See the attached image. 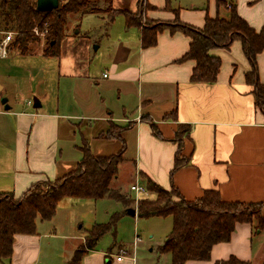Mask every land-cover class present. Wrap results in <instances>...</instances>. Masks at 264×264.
<instances>
[{"label": "crops", "instance_id": "obj_1", "mask_svg": "<svg viewBox=\"0 0 264 264\" xmlns=\"http://www.w3.org/2000/svg\"><path fill=\"white\" fill-rule=\"evenodd\" d=\"M111 1L115 14L120 11L138 14L139 2L143 1L142 14L147 18L176 20L196 28H202L206 15L213 18L218 13L216 0L206 1L214 5L215 15L201 11L198 16L190 15L188 5L184 7L182 2L202 0ZM189 6L191 10L193 5ZM238 12L251 27L260 30L264 8L260 19L259 16L252 19L240 6ZM98 14L102 15L98 18L102 23L114 20L115 14L107 16L103 10ZM85 15L94 14L76 18L73 15L70 19L81 21ZM118 28L115 33L111 25L108 34L112 40L106 37L113 47L107 46L108 60L93 61L89 44L79 49L76 40L68 51L66 32L57 57H46L44 45L37 49L40 43L32 46L25 54L26 59L41 66L47 63L50 79L53 76L57 79L54 84L40 77L43 68L39 69V65L29 73L8 70L0 83V99H6L5 104L0 101V192L19 197L35 183L50 181L52 176L61 178L76 168L85 144L95 157L116 155L123 148V161L113 183L118 181L120 170L128 167V173L121 179L128 176L131 185L137 182L146 187L150 180L165 191L176 189L185 201L192 202L203 192L216 190L224 202L264 203V114L256 106L251 87L245 84L244 75L250 67L240 43L234 41L229 50L212 52L221 60L213 84H191L189 78L195 63L178 62L189 48V38L183 33L165 29L157 34L155 46L144 49L141 28L126 27L123 18ZM10 53L25 56L15 47ZM81 54L86 63L82 62ZM257 62L259 80L264 84V51ZM32 96L38 108H33ZM5 106L9 109L5 110ZM110 125L120 131L117 136L104 138L102 135ZM178 126H188V131L175 142ZM63 151L78 157L70 159ZM176 156L187 164L172 171ZM48 169L51 173H46ZM142 199L154 198L139 200ZM136 216L137 211L133 217ZM156 219L165 222V230H169L166 239L172 219ZM251 230L250 224L236 225L228 243L212 248L210 261L185 264H214L230 256L251 262L255 256ZM56 236L50 235L51 239ZM74 239L84 242V237ZM40 245L37 231L33 236L17 235L11 260L1 264H39ZM136 246L137 242L133 247ZM116 255L93 250L76 264H138L135 252L128 253L120 262L115 260ZM161 257L164 259L161 264H171L169 255Z\"/></svg>", "mask_w": 264, "mask_h": 264}, {"label": "trees", "instance_id": "obj_2", "mask_svg": "<svg viewBox=\"0 0 264 264\" xmlns=\"http://www.w3.org/2000/svg\"><path fill=\"white\" fill-rule=\"evenodd\" d=\"M96 1L103 0H61L60 2H65L61 7L49 13H40L36 11V0H0V34L12 33L14 38L10 47L17 48L21 55H25L30 52L34 42H39L35 30L41 33L44 31L42 26L46 24L44 37L47 42L43 53L46 57H57L66 21L80 13H100V2ZM224 2L216 0L217 11L224 6ZM146 8L152 9L151 6ZM116 14L124 17L126 27L141 28V46L144 49L155 46L157 34L165 29L170 33L179 31L188 37V51L178 62L195 63L189 78L191 84H213L220 71L221 60L212 55V52L218 49L229 50L232 43L238 41L250 67L244 75L245 84L251 87L256 106L264 114V84L259 80L257 62L258 56L264 51V22L260 30H255L237 14L233 4L229 8V19L224 20L218 16L209 18L206 15L202 28L176 20L172 26L168 24L162 27L156 24L141 27L138 14L124 11ZM111 127L113 126L110 125L102 135L104 138L118 135L119 132H112ZM187 131L188 126H178L174 141L179 142ZM154 132L156 133L155 130ZM80 151L82 159L76 168L61 178L53 182L35 183L19 197L0 192V264L11 260L15 236L35 235L36 219L41 222L50 221L59 202L64 199L109 198L128 207L130 202L126 197L111 187L117 177L118 166L123 161V148L116 155L108 157L93 156L85 144ZM186 164L176 156L172 171ZM145 188L155 194V198L139 200L136 206L137 217L172 219L171 231L157 249L159 256H170L171 264L210 261L212 248L228 243L238 224L252 226L256 219L257 225L252 229L255 231L264 227V215L261 218L259 216L260 207H264V203L224 202L216 190L205 191L200 198L189 202L181 198L176 189L165 191L150 180L146 182ZM109 229V226L94 225L87 230L84 249L74 251L71 264L78 263L84 254L93 251L97 241ZM214 264L251 263L230 256Z\"/></svg>", "mask_w": 264, "mask_h": 264}, {"label": "rangeland", "instance_id": "obj_3", "mask_svg": "<svg viewBox=\"0 0 264 264\" xmlns=\"http://www.w3.org/2000/svg\"><path fill=\"white\" fill-rule=\"evenodd\" d=\"M206 1L207 0H202V2L182 3L184 7L185 5H188L186 7L187 10H189L188 12H191L189 13L190 15L198 16L201 11H205V13L206 11L211 13L213 12V15H215V10H212V6L214 7V5H212V2ZM224 1V6L221 7V9H219L217 13V16L224 20H227L230 17L229 8L231 4L236 7L237 14H239L238 6H240V9H242L244 13L249 14L252 19L253 16L255 19L257 18V16H259L260 19L262 13L261 11L264 8V0H262V2H249L250 0H237V2L236 0ZM96 2H100L98 9L102 8L101 10H103V12L107 16L113 15L114 12H112V9L110 7V2H112L111 0ZM139 3L141 6V11L140 13H138V20L140 21L142 27L156 24L162 27H166L168 26V24H170V26L173 25L174 22L171 21H154L147 18L146 15L144 16L145 13L142 14L143 10H145L143 1ZM63 4H65V2H59V7H61ZM89 4L92 5L94 3ZM189 5H193V8H191V10L189 8ZM80 15L81 14H76L74 18L79 17ZM115 15L113 22H109L108 24L99 21L98 18L102 17L101 14L85 15L81 21L77 20L73 22V20L71 19L70 20L72 22L66 21L64 33H68L69 36L66 45L68 46V51L70 50L69 46L71 45V42L73 40H76L78 44L77 47L79 49L84 48L89 44V54L93 61L105 58L106 60H108L109 56H107L106 54V49L107 46L108 48L111 46L109 45V43H107L106 37L108 35L107 38L109 39L108 33L110 30V26L113 25L114 31L115 33H117L120 30L118 26H120L122 18L123 20H125L122 15V17ZM45 25L42 26V28L44 27V31H42L41 33L37 31L38 35L36 36H38L39 39V42L37 43L40 44L37 46L35 45L37 43L34 42L32 45L33 47L37 46V49H40L41 45H44L46 47L47 41L44 37L46 33ZM253 27L254 26H252V28ZM3 37L4 34H0V43ZM109 40H112V38H110ZM32 46L31 50L33 49ZM112 48L113 47H111V49ZM11 49L12 48L9 46L8 56L6 59H2L0 57V83H3V79L7 77L8 70H11V72H18V74L29 73V71L34 70L37 65H39L35 62L29 63L30 59H26L27 55L19 56V54L17 53H10ZM74 50H76V48ZM32 60L36 61L37 59L32 58ZM81 60L82 62L86 63L87 59H84V56L81 54ZM93 64H96V62ZM41 68H43V70L40 77L45 78L46 83H49L51 81L54 84L57 79L54 76L50 79V67L47 65V63H43L42 66L39 65V69ZM3 99L5 98L2 97L0 101L2 102ZM31 103L34 104V96L31 97ZM111 131L117 133L120 131V129L113 126L111 127ZM63 153L64 155H68V158L70 159H77L78 157L76 154L74 158V153L69 151H63ZM127 169L128 167H124L120 170L118 181L115 183L112 182L113 185H111V187L114 188L113 186L115 185L116 189L120 190V194L126 197V199L130 202L128 207H125L122 203L109 198H102L99 200L64 199L58 204L55 215L50 221L41 222L36 219V231L41 237L38 261L39 264H71L74 255H72L73 250L84 249V242H77V240H75L74 238L84 237L86 231L92 228L94 225H105L109 226L110 228L97 241L94 249L96 253H107L108 251H111L113 255H116L119 253V250L121 248L124 251H127V255L128 253L131 254L132 252H135V257L138 260V264H150L151 261H153L154 264H161L163 257L159 256L157 249L162 245L165 239V235H167L169 230H165V222L161 221L163 219H156L157 217L139 218L137 216L133 217L128 214L127 210H136L137 205L135 204L136 201L134 193L130 192L129 190L131 179L128 176H125L127 177V179H121L124 173H128ZM46 173H51V170L48 169ZM55 179L56 177L52 176V178L49 180L50 182H53ZM150 193L151 192H148V196H150V198L152 199L155 198V194ZM263 215L264 207H260V218ZM252 223L253 225L251 226V229L252 227H255L257 225V220L254 219ZM251 232L253 251L255 252V256L252 258V261L250 263L264 264V227L261 230L258 229L254 231L252 229ZM53 233H56L57 235L55 239H51L50 237V235ZM136 242L137 246L134 248L133 245L134 243L136 244ZM75 243L78 244L74 249L72 247ZM258 244L259 247L257 249ZM256 252L258 254H256Z\"/></svg>", "mask_w": 264, "mask_h": 264}, {"label": "built area", "instance_id": "obj_4", "mask_svg": "<svg viewBox=\"0 0 264 264\" xmlns=\"http://www.w3.org/2000/svg\"><path fill=\"white\" fill-rule=\"evenodd\" d=\"M35 35H38L37 31H35ZM13 34L12 33H6L3 37V39L1 40L0 43V57L2 59L7 58L8 56V47L9 45L12 43L13 41ZM103 77H106V75H104ZM29 105H31V103H28ZM130 192H133L135 195V201H136V205L139 202V199L141 197H147L148 196V191L146 190V188L144 186H142L139 183H135L133 185L130 186L129 188ZM135 244V243H134ZM127 256V251L124 250H120L119 253L115 256V260L117 262H120L121 260H124Z\"/></svg>", "mask_w": 264, "mask_h": 264}, {"label": "water", "instance_id": "obj_5", "mask_svg": "<svg viewBox=\"0 0 264 264\" xmlns=\"http://www.w3.org/2000/svg\"><path fill=\"white\" fill-rule=\"evenodd\" d=\"M36 11L40 13H49L54 10H56L59 7V0H36ZM2 104L6 103V99H3ZM39 104L35 102L33 104V108H38ZM5 110H8L9 108L7 106L4 107ZM128 214L130 216H135L136 210L134 209H128Z\"/></svg>", "mask_w": 264, "mask_h": 264}, {"label": "flooded vegetation", "instance_id": "obj_6", "mask_svg": "<svg viewBox=\"0 0 264 264\" xmlns=\"http://www.w3.org/2000/svg\"><path fill=\"white\" fill-rule=\"evenodd\" d=\"M59 2H60V0H59Z\"/></svg>", "mask_w": 264, "mask_h": 264}, {"label": "bare ground", "instance_id": "obj_7", "mask_svg": "<svg viewBox=\"0 0 264 264\" xmlns=\"http://www.w3.org/2000/svg\"><path fill=\"white\" fill-rule=\"evenodd\" d=\"M10 46V45H9Z\"/></svg>", "mask_w": 264, "mask_h": 264}]
</instances>
